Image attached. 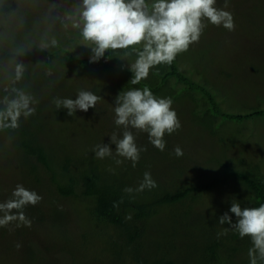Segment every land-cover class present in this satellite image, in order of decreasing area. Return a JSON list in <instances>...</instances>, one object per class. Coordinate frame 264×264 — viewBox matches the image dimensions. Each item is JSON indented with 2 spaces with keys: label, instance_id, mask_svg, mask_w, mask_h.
<instances>
[{
  "label": "rangeland",
  "instance_id": "374dc122",
  "mask_svg": "<svg viewBox=\"0 0 264 264\" xmlns=\"http://www.w3.org/2000/svg\"><path fill=\"white\" fill-rule=\"evenodd\" d=\"M81 4L82 0H0V100L5 96L13 97V89H19L34 101L31 107L35 112L27 117L21 115L18 121L21 127L34 125L40 134L38 139L58 157L67 152L75 159L81 151H87L86 162L96 159L102 162L95 155L96 146L109 143L113 132L122 138L124 131L122 126L115 124L116 96L131 88L151 85L154 95L171 98L181 127L172 134H165L163 151L150 143L147 133L132 129L137 146L143 149L135 166L131 160L116 153L115 145H110L112 155L103 159L121 161L116 165V169H120L116 170V175L122 174V167L127 171L130 167H133L131 171L144 167L135 173L150 172L155 182L162 185L182 174H190L192 180H203L208 177L206 172L212 175L219 172L214 164L227 162L232 167L264 176V116L229 121L214 112H205L197 91L190 93L174 87L173 79L155 86L163 78L164 64L153 66L147 79L140 81L139 86L133 85L128 66L135 61L140 46L114 50L107 61L109 66L97 62L74 67L64 61L66 50L78 58L92 56L93 45L83 39L80 27L75 26L80 21ZM216 7L233 15L235 29L229 31L222 25L205 21L207 26L199 42L177 55L175 64L194 81L197 78L220 102L221 110L236 113L261 109L264 107V0H216ZM47 52H51V61L44 65L42 61ZM17 65L24 68L19 80L15 77ZM80 90L92 91L102 99L95 108L87 112L77 110L73 116L67 115V109H57L56 98L75 99ZM177 146L183 150L180 157L174 153ZM110 162L106 170L110 168ZM24 165L16 135L0 128V202L11 198L17 184L42 197L38 204L28 205L33 206V214L29 207L23 210L25 215H31L30 227L19 221L0 226V264H138L140 259L151 260L155 253L164 254L171 249L182 261L193 262L196 258L197 253L178 244L183 236L172 239L167 220L169 209L161 213L163 220L155 228L159 234L154 228L147 230L139 241L140 247L124 250L122 255L103 251L104 235L85 236L83 241L91 240V246L95 248H89L83 242L85 258L80 253L77 234L67 228L69 221L74 220L75 231L80 234L84 223H87L85 227L92 224L87 222L84 206L75 208L78 201L74 197L62 198L54 194L48 199L38 193ZM131 186L139 187V184ZM235 194L243 196L242 187L231 184L220 189L214 187L198 205L204 211L210 208L211 202L217 204L218 199ZM52 205L66 209L51 210ZM194 212L198 215L200 211L195 208ZM38 214L41 221L37 223ZM229 215L232 216L230 212ZM209 219V216L203 219L207 227ZM217 230L220 234L223 227L218 226ZM198 233L199 229L195 227L186 229L190 242L197 240L195 234ZM198 239L204 245V240ZM116 240L120 244L118 237ZM17 244L21 246L17 248ZM69 249L74 251V256L68 254ZM238 255H234L232 264L241 263Z\"/></svg>",
  "mask_w": 264,
  "mask_h": 264
},
{
  "label": "trees",
  "instance_id": "16d2710c",
  "mask_svg": "<svg viewBox=\"0 0 264 264\" xmlns=\"http://www.w3.org/2000/svg\"><path fill=\"white\" fill-rule=\"evenodd\" d=\"M148 3L151 4L152 0H148ZM113 51L109 50L98 61L90 62L91 56L78 58L66 50L63 59L70 62L74 67H82L97 62L109 66L107 61L110 60ZM50 54L51 52L46 53L45 59L42 61L44 65L51 61ZM164 65L166 69L163 78H160L155 86L173 79L171 84L174 87L178 86L190 93H196L197 91L203 102L200 106L205 109V112H214L217 116H222L229 121H242L252 117L264 116V107L236 113L221 110L220 102L197 81V78L194 81L191 76L185 74V70H180L175 64V59L171 64ZM124 69L127 70V67ZM148 87L152 91L153 86ZM6 132L16 135V144L22 151V160H25L23 168L26 169L28 177L35 184V190L38 193H42L48 199L54 194H58L62 198L74 197L78 201L75 208L79 205L84 206L87 213V222L92 224L85 227L87 223H84L82 227L85 228L83 227L80 234L75 231L74 220L69 221L67 228L77 234L80 253L85 258L84 243L89 248H94L93 245L91 246V240L83 241L85 236L104 235L102 236L103 251L111 255L116 253L122 255L124 250H136L138 246L140 247L139 241L144 233L160 226L159 223L163 220L161 213L169 209L170 215L167 220L169 221L172 239L183 236L179 239L178 244H182L189 251L197 253L196 258L193 262L182 261L171 249L164 254L163 252L155 253L154 258L151 260L144 258L142 261L145 264H193L198 261H201L198 264H232L231 261L235 257L234 255L238 253L240 264H251L250 250L255 253L253 255L256 264H264V259L260 258L259 252L254 250L250 237L241 238L236 229L229 227L227 224L222 225L217 221L219 216L227 212L226 207L229 209L233 201L238 202L242 208L259 207L260 204H264L263 175L232 167L227 162H222L214 164L218 167L219 172L213 175L206 172L208 177L202 178L203 180H192L190 174H182L167 180L162 185L156 183L155 188L136 191L139 187H132L131 185H140L143 181V174L135 172L144 167L137 168L136 171H131L133 167H130L128 171L122 167L124 171L118 176L116 170L120 169H116L117 161L114 159V162L106 159H102V162L99 159L86 162L87 151H81L75 159L71 158L67 152L58 157L50 147H47L38 139L40 134L34 125L21 127L18 124V127L15 128L6 127ZM109 162L110 168L106 170ZM111 170L115 172L112 173ZM230 184L233 187H242L244 195L235 194V196L224 197L218 199L217 204L213 200L215 203L211 202L210 208L208 207L204 211L201 210L198 204L201 203V199L207 192L214 187L220 189L222 186L227 187ZM125 188H132L133 192H125ZM114 204H118V207H114ZM28 207L26 206L24 209H28ZM195 208L200 211L198 215L194 212ZM62 209L66 208L52 205L51 210ZM29 210L30 213H34L33 206L29 207ZM210 210H212V213H210ZM38 211L40 213L41 209L38 208ZM30 213L26 217L32 221ZM129 216L131 218H128ZM206 216L210 217L209 227L203 220ZM39 220L41 221L38 214L35 221L39 222ZM55 220L59 219L55 218ZM233 221H235L234 218ZM218 226L223 227L220 234H217ZM190 227L199 229V233L195 234L197 240L195 238L196 241L194 242H190L186 235V229ZM225 227H227L226 230ZM206 228H209V230L206 231ZM156 233L158 232L156 231ZM117 237L120 244L116 240ZM199 237L204 240V245H201ZM90 250L92 251V248ZM68 254L75 255L74 251L70 249ZM142 261L140 259L138 264H143Z\"/></svg>",
  "mask_w": 264,
  "mask_h": 264
},
{
  "label": "clouds",
  "instance_id": "9594fccd",
  "mask_svg": "<svg viewBox=\"0 0 264 264\" xmlns=\"http://www.w3.org/2000/svg\"><path fill=\"white\" fill-rule=\"evenodd\" d=\"M79 16L80 21L75 26L80 27L83 39L93 45L90 62L98 61L109 50L140 46L135 61L128 66L133 85L147 79L153 66L171 64L177 55L187 51L191 44L199 42L207 26L205 21L215 26L222 25L229 31L235 29L233 15L217 8L216 0H152L151 4L148 0H82ZM23 72V65H17V80L22 78ZM13 91V97L5 96L0 100L3 105L0 107V128L18 127L21 115L27 117L35 112L31 107L34 101L29 94L19 89ZM101 99L92 91L80 90L75 99L56 98L54 103L57 109H67V115L73 116L77 110L87 112L95 108ZM172 103L171 98L158 97L147 86L120 92L115 98L114 113L115 124L124 129L122 138L113 132L109 136V143L96 146V157L103 159L112 155L110 145H115L116 153L131 160L135 166L143 149L137 146L132 129L147 133L150 143L163 151L166 146L165 134H172L181 127ZM174 153L180 157L183 150L177 146ZM156 186L151 173L146 171L136 191ZM124 191L131 193L133 189L125 188ZM41 199L35 191L17 184L11 198L0 202V213H3L0 226L19 221L30 227L31 221L23 209L38 204ZM114 207H118V204H114ZM217 221L236 229L241 238L250 237L254 250L264 259V204L242 208L233 201L228 212L219 216ZM20 246L16 245L17 248ZM249 254L252 257L251 264H256L253 251L250 250Z\"/></svg>",
  "mask_w": 264,
  "mask_h": 264
}]
</instances>
